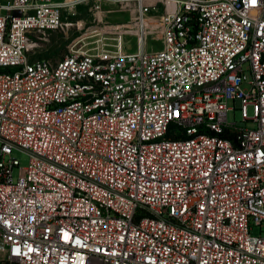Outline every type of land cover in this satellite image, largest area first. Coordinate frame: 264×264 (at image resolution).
I'll use <instances>...</instances> for the list:
<instances>
[{
    "label": "built area",
    "instance_id": "1",
    "mask_svg": "<svg viewBox=\"0 0 264 264\" xmlns=\"http://www.w3.org/2000/svg\"><path fill=\"white\" fill-rule=\"evenodd\" d=\"M0 147V264H264V0L0 2Z\"/></svg>",
    "mask_w": 264,
    "mask_h": 264
},
{
    "label": "rangeland",
    "instance_id": "2",
    "mask_svg": "<svg viewBox=\"0 0 264 264\" xmlns=\"http://www.w3.org/2000/svg\"><path fill=\"white\" fill-rule=\"evenodd\" d=\"M7 0H0L1 3ZM106 9L114 10L117 8V5L113 2H107L105 4ZM77 16H81V18H87L89 16L88 6L82 4L77 8ZM110 21H122L128 18L127 14H118V13H108L107 17ZM64 38L62 36H53L51 43L46 44L44 49L49 48V50L54 49L58 43H60ZM134 42V40H133ZM250 115H252V107H249ZM231 116V115H230ZM237 119H240V111L237 110ZM12 157L19 161L20 166H26L29 163V154L26 151L20 149H14L11 155H8L7 158ZM0 158H1V147H0ZM19 171V167H15L14 176L17 177Z\"/></svg>",
    "mask_w": 264,
    "mask_h": 264
}]
</instances>
